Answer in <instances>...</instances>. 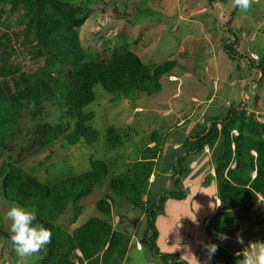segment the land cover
<instances>
[{
  "label": "trees",
  "instance_id": "obj_1",
  "mask_svg": "<svg viewBox=\"0 0 264 264\" xmlns=\"http://www.w3.org/2000/svg\"><path fill=\"white\" fill-rule=\"evenodd\" d=\"M221 1L224 6V0ZM208 5V9H217L214 0H210ZM229 9V16H232L235 8L231 4ZM81 14L79 6L61 0H0L2 149L8 147V138L13 135L23 108L27 107L29 116H34L44 109V104L63 110L74 121L72 131L64 135L68 145L80 141L94 143L98 140V132L90 124L94 115L84 109L95 101L96 86H101L110 96L123 94L127 98L136 93L151 96L160 90V79L173 69L172 61L159 65L144 64L133 51L109 63L89 60L79 39V29L86 21ZM11 16L16 17L13 24L20 29L17 36L21 37L25 56L34 55V60L39 63L32 79L20 71L19 65L3 63L15 54V51L7 49H10L11 38L1 34L3 28H11L9 21L5 23ZM227 56L229 60H235L231 55ZM242 56L239 55V58ZM249 57V66L260 73L262 81L264 53L256 59ZM55 69L57 75L53 73ZM209 124V127L206 125L202 131L192 135L194 140H186L184 148L186 155L200 153L205 147L212 149L220 206L209 219L205 231L212 243H218L217 233L230 236L234 231L242 235V226L252 217H258L257 204L264 201V122L258 120L255 112L249 113V109L242 107L240 102L237 107L230 106L223 118L210 120ZM64 132L65 128L59 123H38L29 137L30 144L28 141L22 149L25 151L33 144L37 147L35 151H39L57 141ZM103 137L111 150H116L121 142L119 130L114 127L107 129ZM158 138L155 135L152 137L155 140ZM159 145L160 141L156 142L153 151ZM150 159L132 163L118 174L111 172L112 164L105 159H89V171L60 179L49 186L25 172L16 161L3 158L0 165V198L4 202L35 210L34 224H42L51 230V242L44 248L40 264H122L129 237L112 225V209L119 206L122 200L133 207H146L145 244L157 254V232L154 229L157 212H161L166 200L182 198L180 194L167 193L158 201L152 200V194L147 191L153 167V163L148 161ZM104 183L107 190L94 206L99 214L89 216L70 232L63 229L59 225L62 215L72 210L70 222H75L83 210L81 200ZM232 221H235L231 227L233 230H226ZM4 226L0 228V254H5L12 244L11 232ZM3 239L5 244L2 245ZM222 253L218 248L216 264H229L230 257ZM14 261L15 257L7 259L0 255V264H15Z\"/></svg>",
  "mask_w": 264,
  "mask_h": 264
},
{
  "label": "rangeland",
  "instance_id": "obj_2",
  "mask_svg": "<svg viewBox=\"0 0 264 264\" xmlns=\"http://www.w3.org/2000/svg\"><path fill=\"white\" fill-rule=\"evenodd\" d=\"M61 1L79 6L82 10L81 16L86 18L84 25L79 29V39L89 60L109 63L128 51H133L138 53L139 58L147 65L174 62L171 72L177 78L169 82L163 77L162 89L158 94H152L151 98L141 97L138 100L136 99L138 96L135 98L134 96L126 98L123 94L110 96L101 86H96L95 101L84 109L85 112L94 115L90 124L98 132V140L91 144L80 141L70 146L66 143L64 135L72 131L74 121L67 117L63 110L44 104V109L36 112L34 116H29L28 108L25 107L17 119L13 135L8 138L10 139L8 147L4 149L0 147V165L3 158L9 157L25 172L49 186L60 179L89 171L91 168L89 159H105L112 164L111 172L121 173L124 171V165H130L136 159L138 148L143 147L145 141L153 135L159 137L161 134L160 127H152V124L164 123L159 122V116L155 115L146 120L143 117H147V114L133 111L135 106H145L149 105L148 103L157 102L155 104L162 110L166 104L171 106V103H175L183 112H194L192 120L194 121L201 112H204L206 117L221 119L228 106L234 108L241 102L242 107L249 109V113L255 112L258 120L264 122V116H261L264 115V79L260 81V73L251 69L248 60L249 56L256 59L264 53V0H253L250 10L246 12L235 8L232 16H229L231 0H224L225 5L221 6L222 18L218 9L215 11L208 9L210 0ZM214 1L216 5L222 4L221 0ZM200 3L201 6H197ZM202 6L207 9L205 14L201 12ZM9 18L5 23L9 21L11 28H3L1 34L11 38L10 49H7L15 51V54L3 63L9 66L19 65L20 71L27 73L32 79L39 63L34 60V55L25 56L21 37L17 36L20 29L13 24L16 17ZM186 35H191L195 41L192 39L185 42ZM225 48L227 50H224ZM226 53L235 60H229ZM239 55H243L242 58H239ZM53 73L57 75V69ZM214 76L216 82L212 84L211 77ZM239 77H243L244 80L240 81ZM174 92L175 97L168 101L166 96H171ZM212 94L216 95L213 103L209 105L207 103L199 105L190 99L193 95L206 99ZM160 97L166 99L162 101ZM153 108L151 106V109ZM45 121L62 125L65 128L64 134L39 151H35L37 147L33 144L24 151L22 147L27 145L28 141V145L30 144L29 137L35 125ZM112 127L125 129L127 134L123 137L121 132L122 142L116 150H111L103 137L107 129ZM178 130L180 129L176 131ZM165 154L163 161L167 162L165 157L170 156L167 146ZM106 190L105 183L97 186L92 194L81 200L83 210L79 218L75 222H70L73 212L68 210L62 215L59 225L70 232L79 223L83 224L89 216H97L99 213L94 206L103 198ZM170 191L181 196L179 190L176 192V189L171 188ZM12 205L14 204L4 202L3 198H0V228L4 224L2 221H7L6 212ZM119 207H122V211L118 214L119 222L116 221V226L119 225V228L131 232L135 225V216L142 208L130 206L126 200H122ZM10 223L9 221V228ZM136 224V231L139 225L141 229L147 226L144 219L141 224L140 221ZM156 226L157 218L154 229ZM132 246L124 264H149L148 247L144 246L143 251L138 253L135 252L134 244ZM7 249L5 254L0 255L7 259L15 257V264H40L45 254L43 249L38 254L21 259L16 254L13 243Z\"/></svg>",
  "mask_w": 264,
  "mask_h": 264
},
{
  "label": "crops",
  "instance_id": "obj_3",
  "mask_svg": "<svg viewBox=\"0 0 264 264\" xmlns=\"http://www.w3.org/2000/svg\"><path fill=\"white\" fill-rule=\"evenodd\" d=\"M197 6H201V3ZM221 6L222 4L216 5V8L219 11L220 18H222L223 16V14L221 13ZM201 12L205 14L207 12V9L202 6ZM192 39L193 37H191V35H186L184 37L185 42ZM194 41L192 43H194ZM171 71L167 75L163 76L169 82L175 81L177 78ZM215 76L211 77L212 84L213 82H216ZM179 84L180 83L178 82L177 85ZM214 88L215 86L213 87V89ZM161 89L162 85L160 90ZM160 90L158 92H160ZM158 92L155 93V95L158 94ZM139 94H134L132 96H134V98L138 96V98H136L137 100L141 97L151 98V96ZM215 95L216 94H212L206 99L199 98L193 95L190 97V99L191 101L199 105H206L205 103L209 105L213 103ZM166 97L168 101L172 100L175 97V92L173 95ZM165 99V97H160V100L162 101H164ZM155 103H148L149 105L145 106H135L136 108L134 107L133 111L143 115L147 114V117H143L146 120H149L150 117L152 118V116L154 117L156 115L159 116V122H164L161 124H152V127H160L161 134L159 136V141L161 145H159L158 147L156 146L157 150L153 151L152 148L155 147L158 140L152 139V136L147 141H145L146 144L143 147L138 148V155L136 159L132 161V163L140 161L144 158H151L148 161H151L153 163V167L148 180L147 191L149 193L152 192V200L158 201L160 197L165 195V192L166 194L174 193L170 191L171 188L176 189V192L179 190L182 198L179 200L172 198L166 200V203L163 205V209L161 210V212H157L155 220L157 218L156 247L158 251L156 254L153 250L148 248L150 256L148 258V263L216 264L217 259L215 258L218 251L212 257V259L209 260L207 250L204 247V245L212 243L206 234L205 227L209 219L216 213L220 206V201L217 196V182L214 177L212 149L205 147L204 150L200 153L196 154L190 152L188 155H186V149L184 148V145L186 143V140H194L192 139V135L202 131L206 125L209 127L210 120L213 121L217 118L206 117V114L204 112H201L197 119H194V121H192L195 116L194 112H183V110L180 107H177L175 103H171V106L166 104L162 107L164 108L162 110ZM227 103L228 102H226V104ZM151 106H153L154 108L151 109ZM229 107L230 106L226 108L222 117L227 114ZM198 108L200 107L198 106ZM177 129L180 130L176 131ZM118 130L120 134L122 132L123 137H126L127 134L125 129ZM174 133H177L178 135H175ZM130 139L131 138H129V140ZM120 141L122 142V140ZM166 146L169 149L170 156H166L165 159L167 160V162H164L163 159L164 155H166ZM130 165H124V169ZM177 183L179 184L177 185ZM257 206L258 217H252L249 222H246L247 224L242 226V235H240L243 237V244L237 243L238 232L234 231H232V234L230 236L227 235L229 239L224 241L220 240L218 243L213 242L214 244H217L219 246L218 248L221 249L223 255H228V257H230L228 260L229 264H237L238 257L236 256V253L243 252L245 247H247L250 243L264 242V201H259ZM256 208L257 207H255L254 209L256 210ZM121 211L122 207L119 206L112 209V215L114 216V218H112L113 216H111V222L113 226H116V221L119 220L118 214H121ZM153 211L156 212V209H154ZM137 214L135 216L136 226L137 221H140L141 224L143 219L146 220V207L142 208L141 212ZM129 221H131V219H129ZM233 222L235 223V221H232V223L227 226L226 230L230 231L232 229L231 227L233 226ZM3 223L5 224L4 228L6 230H10L8 226L9 221L7 220ZM130 223L132 224V222ZM135 225L133 226L131 232L130 230L128 231L127 229L119 228L120 231L127 233L129 237V244L127 246L122 264H124L126 257H128V253L133 247L132 244H134L135 246V252L138 253H141L144 249L143 247L146 246L144 234L147 226L141 229L139 225L137 229L138 231H136ZM117 227H119V225H117ZM135 231L136 233L133 234V232ZM242 258L243 257H239V259Z\"/></svg>",
  "mask_w": 264,
  "mask_h": 264
},
{
  "label": "clouds",
  "instance_id": "obj_4",
  "mask_svg": "<svg viewBox=\"0 0 264 264\" xmlns=\"http://www.w3.org/2000/svg\"><path fill=\"white\" fill-rule=\"evenodd\" d=\"M253 0H231L233 8L242 11L250 10ZM5 218L10 221V239L18 257L21 259L38 254L50 242L52 232L42 224H34L36 220L35 210H28L24 207L12 205L6 212ZM217 238L221 241L229 239L224 233H217ZM237 243L243 244V237L237 234ZM208 253L209 260L218 251V245L209 243L204 245ZM80 255L79 252H77ZM237 264H264V242L250 243L243 252H237ZM239 257H243L239 259Z\"/></svg>",
  "mask_w": 264,
  "mask_h": 264
}]
</instances>
